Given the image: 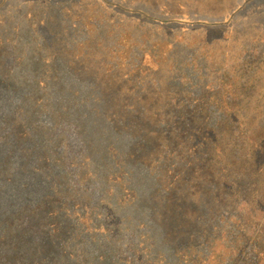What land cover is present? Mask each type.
Wrapping results in <instances>:
<instances>
[{"label":"rangeland","instance_id":"obj_1","mask_svg":"<svg viewBox=\"0 0 264 264\" xmlns=\"http://www.w3.org/2000/svg\"><path fill=\"white\" fill-rule=\"evenodd\" d=\"M16 1L0 13V264H264V0ZM231 93L257 167L217 212L198 188L234 115L195 111Z\"/></svg>","mask_w":264,"mask_h":264},{"label":"trees","instance_id":"obj_2","mask_svg":"<svg viewBox=\"0 0 264 264\" xmlns=\"http://www.w3.org/2000/svg\"><path fill=\"white\" fill-rule=\"evenodd\" d=\"M13 2L17 3L16 0H8L5 3L0 2V13H2V10L5 13L9 12L12 8ZM3 79L5 80V82H8L5 78ZM5 82L0 80V85L4 87L5 85H7L5 84ZM233 95L234 93H231L230 98H223V103H225L223 111H219L217 110V108H214L215 110H210L211 105L213 104V99L210 97L203 98L200 103L197 104V107H200V109L196 110L197 112L195 111L196 114L199 113L203 117L209 115H214L216 117L221 113H224L226 118L227 116L230 117L234 115V117H231L229 120H227L231 125H226L218 130L212 129L211 131L210 141H207L206 144L208 147H214V153L211 161L207 165L208 168L204 169L205 174L204 181L202 182L203 185L198 188V191H200V193L202 192L203 195L208 197L209 195L214 194V199H220L219 202H216L215 206L217 212H220L223 206L225 207L227 200L228 205H230L232 200L241 197L243 191L242 176L246 171L257 167L256 151L258 146H248L247 148H244L243 144L241 143V139L237 140L238 138H241V130L243 132V128H239V125L243 123L242 109H234L232 107L233 100L235 102L234 104H237V101L239 102L238 99H236L235 97L233 98ZM65 100L66 98H64V102ZM228 100L231 101L228 103ZM92 101V105H102V102L98 98H94V100ZM227 104L229 109L227 108ZM63 109H66V105ZM164 110L168 112L167 117L168 119L169 117L171 118V125H173V123H175V119L171 115L174 110L178 109H168L164 106ZM249 117H251L250 113ZM249 121L252 122L251 119H249ZM178 122L179 121H177L174 125L175 131L179 128ZM248 126L251 127L250 124H248ZM233 128H235V131H233ZM171 131L173 130L171 129ZM236 131L239 134L236 135ZM255 133H257V135L261 137H264L262 131H255ZM242 136L247 140L253 141L254 139L253 137L250 138L246 135ZM201 166L202 164L192 165V168L198 169V167ZM10 179L11 177L8 176L7 180ZM3 238L12 240L14 237L10 234H7V236L4 235ZM12 259L15 260V258Z\"/></svg>","mask_w":264,"mask_h":264}]
</instances>
